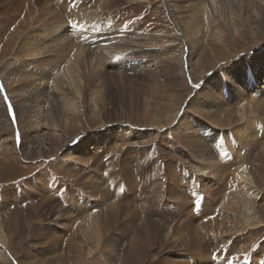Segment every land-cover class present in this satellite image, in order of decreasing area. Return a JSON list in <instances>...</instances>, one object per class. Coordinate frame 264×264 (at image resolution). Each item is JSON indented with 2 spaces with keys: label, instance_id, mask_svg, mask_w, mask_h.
Listing matches in <instances>:
<instances>
[{
  "label": "bare ground",
  "instance_id": "bare-ground-1",
  "mask_svg": "<svg viewBox=\"0 0 264 264\" xmlns=\"http://www.w3.org/2000/svg\"><path fill=\"white\" fill-rule=\"evenodd\" d=\"M39 1L29 0L26 3L10 0L16 9L11 18L22 21L16 24L17 29L15 28L14 32L17 34L22 32V24L28 26L37 24L39 30L35 36L36 38L38 36L39 41L34 46L27 43L25 46L13 47L12 40L15 36L14 33H10L8 37L5 36V46H0L2 67L0 89L6 91V103L12 109V111L6 109L3 92L0 91V165L13 167L15 162L25 159L29 153L32 154L33 159L38 160L53 158L57 152H61L62 159L56 168L59 178L53 173L40 174L31 181L33 185L44 183L43 187H39L37 194L26 189L19 193L18 197L13 196V199L19 203L30 199L33 203L30 204L33 206L30 212L38 218H41L38 207L40 203L47 202L46 200H54L47 213L53 214L58 222L68 220L65 216L71 215L68 220L71 222V227L68 230L70 233L66 237L67 240L60 237H49L50 239L44 240L51 242L50 250L53 253L56 251L54 256L59 259L62 255L60 249L62 244L68 242L66 247L72 253L74 264H109L112 260L111 255H115L118 251L119 239L117 234L108 237V231L119 223L122 226H125L124 223L135 224L138 216L134 212L146 219L147 231L153 232L152 212L156 209V197L153 195L158 187H152L154 190L152 192L149 190L150 193L138 202L137 198L131 201L133 195L125 191V187H130L133 182L122 180L120 176L115 181L117 175L115 172L103 179V183H107L108 187L103 195H99L100 187L94 186L93 181L95 171L92 166L100 164V154L105 155L108 152L98 151L101 146H105L108 136L114 143L113 148H110L114 151L116 144L117 148L121 149L131 138H142L146 132L143 126L157 127L165 131L173 125V131L182 139L181 148L176 146V143H167L168 145L163 148L175 154H180L178 151L181 150L190 163L189 172L181 171L174 181L176 186L182 187V192L177 193L174 199L176 201L167 204L168 219H161L163 229L155 231L162 237L168 233L169 237H165L168 245L184 247L181 252H177L178 259L174 258L167 264L175 262L189 264L186 256L180 257V254H184L183 251L188 249L184 244L189 242L190 238L185 230L193 222L191 217L181 218L179 213L182 209L194 207L192 216L206 219L203 220L205 224L198 226L202 238L195 244V251L209 245L213 247L212 249H220V244L233 243V239L243 231L241 227L247 231L251 228L260 230L264 227V46L259 52L258 50L254 52L255 54L242 56L233 66L218 69L208 77L204 74L201 77L203 83L198 82L193 73V68L197 64L201 68L205 65L206 71L207 66L211 65L208 51L202 44L208 25L215 23L217 18L221 17L234 36L239 30H248V28L251 34L255 35L259 32L260 23L264 22V0L259 4V10H255L259 19L253 16L243 19L237 17L232 19L231 23L229 15L234 13L235 9L241 14V9L238 7L242 5L243 0H164L177 14L179 26L173 25V27L181 38L179 43L183 48L180 51L171 50L170 45L161 46L160 41L168 38L169 33L163 29H156L153 22L141 26L134 21L129 25L119 19L115 20L117 17L106 23L98 21L100 15L110 14L112 9L118 6L117 2L114 5L111 0H104L101 3L96 1L98 4H91L92 2L88 4L83 0L82 9H79L74 0H71L73 4L70 0H48L38 9ZM126 1L144 3L155 0ZM89 7L90 9H87ZM21 13L24 16H21ZM8 25L10 23L7 20L5 34ZM152 47L157 49L151 50ZM144 49L149 52L144 53ZM17 51H22L21 56L25 54L24 57L15 56ZM72 54L76 57L73 58ZM115 57L118 60H114ZM17 58L21 63L19 69L15 70L12 67L18 63ZM67 61L70 75H67L68 82L62 89L53 87V90H50V86L42 81L31 79V76L37 75L35 74L37 71L38 74L41 73L39 76L42 80L44 72L49 73L54 67L67 65ZM97 62L100 64H95ZM179 63H182V66ZM185 73L194 81L196 91L184 108L186 99L180 95L179 81ZM133 76L139 77L140 83H131L126 79ZM105 77H109L115 88L126 89L123 91L124 97L110 94L116 103L115 120L107 125L113 128L111 135L110 132L97 130L83 138L80 136L79 140L78 137L71 140L68 146L78 141L70 148L61 146L66 129L62 130L61 125L57 123L45 129L51 131L48 142L45 138L41 139L37 132L43 123L31 111L32 95L35 96L39 108H45L44 101H38L41 93L45 97L49 94L55 98L62 96L65 104L60 110L67 114L71 122L76 124L75 126H79V117L82 113L71 111V103L74 108L78 107L73 99L77 94L71 93L83 94L81 98L87 101L86 107L84 105L87 117L98 116L106 119L108 118L105 114L106 97L104 92L101 94V87L97 89V97L93 98L97 84ZM56 91L60 94H55ZM49 117L48 123L53 121L51 118H57L52 114ZM137 120L142 121L144 125H136L135 130L126 127L129 124H139ZM14 125L21 127L20 130L25 133L23 137L16 131ZM12 129L14 135L10 136ZM78 130L75 129L76 132H79ZM117 139L119 142L115 143ZM216 151L217 155H215ZM145 155L147 154H143V157ZM216 157H219L222 166L227 164L230 170H213L217 168L214 162ZM138 161V156L134 157V163ZM140 169L144 172L149 167L145 165ZM150 171L153 174H149L151 175L149 179L155 184L159 172L163 173L159 176L166 174L167 165L163 161H153ZM139 177H143V174ZM77 181L87 184L85 191L88 196L82 190L64 184L66 182L73 186ZM148 185L149 181L146 180L138 192ZM224 186H229L228 195L219 190ZM167 191L166 188L161 192L162 201L166 200ZM68 197L73 198L74 203L80 204L74 213L69 212L71 209ZM93 198L98 199L93 200ZM8 199L9 197L5 198ZM130 202H135V206ZM63 208L64 214L61 213ZM130 212L132 215H129ZM20 214L22 213L15 209L9 213V217L19 218ZM1 232L0 219V234ZM256 232L252 231L250 235L244 236L241 249L236 250L233 247L234 251L237 254L246 253L251 244L250 237L257 236ZM117 233L125 240V245L130 247L129 263L137 264V258L142 259L141 256L144 255L139 232L132 233L120 229ZM225 235L229 236L219 238ZM153 239L158 237L154 234ZM217 251L221 252L224 259H230L231 250L228 245L222 246V249ZM94 252L96 254L93 258L87 261L84 256H91ZM263 254V249L253 254L254 264L264 262ZM0 255H3L1 251ZM201 258L203 259H199L197 264H223L211 260L210 256ZM259 258L262 259L259 261ZM121 259L123 260L121 255L117 257V260ZM240 259L243 260L244 257Z\"/></svg>",
  "mask_w": 264,
  "mask_h": 264
},
{
  "label": "rangeland",
  "instance_id": "rangeland-1",
  "mask_svg": "<svg viewBox=\"0 0 264 264\" xmlns=\"http://www.w3.org/2000/svg\"><path fill=\"white\" fill-rule=\"evenodd\" d=\"M25 1L26 3L29 2V0H17V2ZM46 1L48 0H40L39 4L37 5V8L40 9L43 5H45ZM71 1V0H70ZM76 1L75 4L79 9L81 8V5L83 4V0H74ZM82 1V2H81ZM89 1V2H88ZM103 2L104 0H84L86 3L95 4ZM100 1V2H99ZM112 3L115 5V3H118V8L115 7L112 9V11L109 13L102 14L98 17V21H101V23H106L108 20L115 19V20H121L125 23L132 25L134 21H136L141 26H146L145 24H150V22H153L156 27V29L161 30L169 33V37L166 38L164 41L161 42V46H169L171 50L176 49L177 51H180L183 46L180 40V36L177 33L176 30H174V26H179L177 14L175 10L164 0H155L150 2H137V3H131L126 0H111ZM180 2V1H179ZM263 2L262 0H243L241 3L242 5L238 7V9H241L240 12L235 9L234 13H231L229 15V21L231 23V20L234 18L242 17L243 18H250L253 16L254 18H258V12L255 11L256 9L259 10V4ZM72 3V1H71ZM97 3V4H98ZM73 4V3H72ZM71 4V5H72ZM5 5H7L5 7ZM17 6V3H16ZM54 9V8H53ZM87 9H90L87 8ZM14 3L10 2V0H0V46H5V36L8 37L10 33H14V40H12V46H25V44L29 43V45L34 46L36 45V42L39 41V38L35 36L36 32H38L39 28L36 27L37 24H34V26H28L23 25V30L19 34L15 33L14 30L16 27V24L21 22V20H13L11 16H14ZM55 10V9H54ZM57 11V10H56ZM58 12V11H57ZM74 13V12H73ZM20 15V14H19ZM110 15V16H109ZM21 16H24L23 13H21ZM112 16V17H111ZM102 17V18H101ZM110 17V18H109ZM109 18V19H108ZM95 19V18H94ZM100 19V20H99ZM8 20V28L6 29L5 34V21ZM18 21V22H17ZM223 21V23H222ZM175 23V24H174ZM28 29V30H25ZM231 29H229L225 23L224 19L221 17L217 18V21L215 23H210L207 27L206 32L204 33V39L202 44L205 46L206 50L208 51L207 54L209 56V61L211 62L210 66L208 67V70L206 71L205 65H203L201 68L198 64L193 69L194 76L196 80L201 83L204 82V80L201 79L204 74L208 76L213 75L214 71H217L218 69H225L226 67H229L230 65L233 66L234 64H237L238 61L241 59L242 56H245L247 54L252 55L254 52L263 49L264 46V22L260 23L259 26V32H257L255 35L251 34V30L247 29H241L238 31V34L234 36L233 33H231ZM122 36V35H121ZM218 36V37H217ZM100 41V40H99ZM174 44V45H171ZM107 47V46H105ZM157 49L155 47H152L151 50ZM144 53H148L149 50L144 49ZM15 56L17 55L18 58L24 57L25 54L22 55V51L15 52ZM252 53V54H251ZM254 53V54H255ZM11 55V53H10ZM66 56V55H64ZM73 58L76 56L73 55ZM118 57V56H117ZM115 57L114 60H118V58ZM12 58V57H11ZM16 59L17 62L19 59ZM23 60L25 58H22ZM6 61V60H5ZM11 61V59H10ZM99 61V60H97ZM20 62H18L15 66L12 68L15 70H18L20 65ZM1 64V63H0ZM100 64V63H95ZM180 66H182V63H179ZM69 62L67 61V65H60L59 67H54L49 73L44 72L42 74V80L39 76L40 74L35 71V76H31V79H34V81H42L43 83L50 86V90H53V87L62 89L66 86L68 82L67 75H70V71L68 69ZM2 67L0 66V71ZM206 71V72H205ZM1 73V72H0ZM32 73V71H31ZM103 75V74H102ZM109 75V74H108ZM67 77V78H66ZM100 77V76H98ZM127 80H130L131 83H140L139 77H128ZM180 95H182V98H185V102L183 104V107L185 108L187 106V103H189L188 100H190L193 95L195 94L196 88L193 85L194 81L190 79V77L185 73L182 75L180 79ZM98 87H101V94H105L106 102H105V114L108 116L106 119L99 118L98 116H91L87 117V114H85V108L87 101L83 100V94L80 92H72L71 94L76 95L73 97V99L77 102V108H74L71 103L72 112L78 111V113H82L80 118V124L79 126H75L73 122H71V119L68 118L66 113H63L60 108L63 107L65 104L63 101V97L60 96V98H55L51 94L45 95L41 93V97L38 101H44L45 108H39L38 102H36V98L34 95H32V104L33 108L31 111L33 114H35L36 117L40 118V121L43 123V126L41 128H38V134L41 136V139L45 138V141L48 142V138L50 137V130L46 131L45 129L48 128L50 125H54L59 123L61 125L62 130H65L64 133V141L61 146H68L69 142L71 140H74L78 137V140L86 135H89L91 133H94L97 130H102L104 132H110L113 131V128L107 127L111 123V121L115 120V114H116V103L115 99L111 95H121L124 97L125 92H123L126 89H122V87L115 88L116 86H112L111 81L109 80V77H105L102 80L99 81V84H97V88L94 90L95 96L94 99L97 97ZM0 91H2L0 89ZM2 97L4 99V104L6 106V109H12L10 108L9 104L6 103V91H2ZM93 92V93H94ZM99 92V93H100ZM55 94H60L58 91L55 92ZM62 94V92H61ZM78 94L80 96H78ZM111 94V95H110ZM81 98V100L79 99ZM183 100V99H182ZM52 107V109H51ZM51 109V110H50ZM183 109V108H182ZM6 111V110H5ZM55 111H58L59 113L56 114ZM53 115L57 118H51L53 121L51 123H48L49 116ZM5 120V119H4ZM79 120V119H78ZM138 121V120H137ZM139 124H129L126 127L130 130H135L136 125L143 126L144 123L142 121H138ZM137 122V123H138ZM73 125V126H72ZM15 126V125H14ZM71 126V127H70ZM173 125L166 128L165 131L161 128L152 127V128H143L146 130V132L141 137L138 138H131L127 144H123V147L121 149L116 148L113 151L110 149L113 148V142L110 139H107L105 141V146H101L99 148V153H104L105 150L108 152L105 155L100 154V160L101 163L97 166H94L93 164V170L95 171V177H94V186L100 187L99 195H103L107 191V183H103V179L108 174H111L112 172L117 173L115 175V181L117 179L126 180L127 182H133L130 187H125L126 193L132 194L133 197L131 199L134 200L137 198V201H141L142 197H145L149 192V190L152 192L154 189L152 187H158L157 191H154L153 195L155 198V204L156 209H153V215H152V223L154 226L153 232L149 233L150 231H147L146 227H148V223L146 222V219L140 215H137V212H134V214L137 217V221L135 224L131 223H124L125 226L121 223L114 226V228L110 229L108 231V237L112 235H118L119 239V246L117 247L118 251L116 254L111 255V261L109 264H130L129 263V257H131L130 253V247L125 245V240L122 239L121 235L117 232L122 229L124 231H131L132 233H135L138 231V236L140 243L142 245V250H144V255L141 256L142 259H138L137 264H167L172 259L178 255L177 252H181V250L184 247H180L174 244L168 245V241L166 238H168V233L166 234V238L161 235H159L158 232H155L157 230L163 229L161 227V219L165 218L168 219V208H166L167 204L170 202L176 201L174 200L177 196V193L182 192V187H178L174 184V181L176 177L181 174V171H187L190 169V163L187 161L186 157L183 156L181 153V150L178 152L180 154L172 153L171 151H168L166 148L164 149L165 145H168L169 143H176V146L181 148L182 139L177 135L175 131H173L172 128ZM230 127H234L235 125H229ZM69 127V128H68ZM72 128V130H70ZM79 129V132H76L75 129ZM11 131V128H9ZM15 129L17 132H19L20 136L23 137L25 133H23L17 126H15ZM14 129H12V133L10 136L14 135ZM46 133V134H44ZM81 136V137H80ZM7 137V136H6ZM80 137V138H79ZM77 140V141H78ZM76 141V142H77ZM76 142H72L68 147L72 148L76 145ZM119 142V139L115 141V143ZM168 143V144H167ZM69 148V149H70ZM220 149V148H218ZM250 149V147H248ZM171 150V148H170ZM143 154L145 157H143ZM218 152L216 151L217 155ZM61 152H57L55 156L49 159H38L35 160L32 157V154H27L26 158L23 160H18V162H15L14 166L12 167H2L0 165V213L2 216L1 219V226H2V232L0 234V251L3 253V255H0V264H74V260L72 259V253L68 251V247L66 245L68 242L63 243L61 246L62 255L59 259H57L54 255V252L50 249V243L46 242L44 240L50 239L49 237H60L64 240H67L68 230H70L71 222L68 220L70 219V216H65L68 218L66 221H59L58 219H55V216L49 215L47 212L50 209V206H52L51 203H53L52 200H46L47 202L40 203L38 209L40 210L39 214L41 218H38L35 216V214H32L30 210L32 209L33 204L30 199L25 200L22 203H19L17 200L13 199V196L18 197V194L22 191H26V189H30L32 193H36L39 190V187H43V184H35L33 185L31 183L32 180L39 177L40 174L46 175L53 173L58 176V171H56V168L60 165L61 161ZM138 156V162L134 163V157ZM219 158V157H218ZM217 157L214 159L215 165L217 168H212L213 170L216 169H222V170H230L229 167L226 165L222 166V162L219 161ZM159 160L160 162L163 161L165 165H167V171L165 172L163 176L157 175V182L155 184L149 179L151 175L153 174L150 171V165L153 161ZM1 162V161H0ZM12 163V162H11ZM10 163V164H11ZM107 164H111L110 166ZM149 167V169H145L144 172H141V167L145 166ZM184 166L185 168H183ZM224 167V168H223ZM51 171V172H50ZM184 172V173H185ZM140 174H143V177H139ZM210 174V172L208 173ZM139 177V178H138ZM154 178V177H153ZM62 179V178H61ZM61 179H58L59 182H62ZM149 181V185L147 188H143L141 192H138L140 186L145 183V181ZM210 180V179H209ZM64 184L67 187L82 190L85 195L87 194L85 191V187L87 184L81 183L79 181L75 182L73 186L69 185L68 183L64 182ZM100 185V186H99ZM168 189L166 200H161L160 197H162L163 189ZM20 191V192H17ZM219 190L226 195L230 193L229 186H224L219 188ZM159 193V194H158ZM221 194V193H220ZM218 194V196H220ZM88 196V195H86ZM85 196V197H86ZM6 197H9L8 200H5ZM54 197V196H53ZM32 199V196H31ZM98 198H93V200H97ZM20 200V199H18ZM71 200V201H70ZM72 200L73 198L68 197V204L69 208L71 209L69 212L74 213L76 209H78V205H80L78 202L74 203ZM260 201V200H258ZM257 202V201H256ZM29 203V204H28ZM132 203V202H130ZM135 203V202H134ZM132 203L134 206L135 204ZM260 204V202H257ZM74 204V205H73ZM77 204V205H76ZM27 205H30V207H27L23 210L24 207ZM65 205V204H64ZM63 205V206H64ZM127 204H124L126 206ZM73 208V209H72ZM18 209L20 214L19 218H10L9 213L13 210ZM194 207L192 208H186L182 209L179 215L181 218L185 217L192 218L191 221L193 222L191 226H189L188 229H186V235L190 238L189 242H186V245L188 249H186L184 254H180L181 256H186V260L189 264H197V261L199 259H203L201 257H208L210 256L211 260L223 262V264H254L253 254L255 252H259L261 249L264 251V227H261L260 230L257 228L254 230V228L249 229L247 231L245 228L241 227L243 230L240 232V235L235 237L233 239V243L231 244H220V249H212L211 245L204 246L202 250L195 251L194 247L195 244L202 238V236L199 234L198 226L205 224L203 220L198 216H192ZM56 210V209H55ZM136 211V210H135ZM54 213V212H53ZM62 214H64V208L61 211ZM163 214V215H161ZM129 215H132V212L129 213ZM73 219V218H72ZM74 221V220H72ZM124 222V221H121ZM121 225V226H120ZM129 226V227H128ZM256 226V225H255ZM252 226V227H255ZM112 230V231H111ZM257 231V236L250 237V247L247 249L246 253H236L233 249V247L236 248V250L241 249L242 243H244V240L242 238L244 236L250 235L251 232ZM167 232V231H166ZM152 233L155 234V236L158 237V239H153ZM107 236L105 238H107ZM120 236V238H119ZM229 235L225 236H219V238L222 237H228ZM125 237V236H124ZM59 238V239H60ZM228 245L231 254L229 255L230 259H224V256L221 255L220 251L222 246ZM92 247V245H89ZM116 249V250H117ZM252 249V250H251ZM250 252H249V251ZM32 255L33 257L27 255ZM138 255H141L140 252H137ZM96 254L94 252L91 256H84L86 260L93 258V256ZM242 254V255H241ZM121 255L123 260H117V257ZM247 255V256H246ZM264 255V254H263ZM8 256V257H7ZM29 256V257H25ZM116 256V258H115ZM258 256V255H257ZM256 256V257H257ZM244 257V259H240ZM262 258H259L260 261ZM174 264H180V263H174ZM261 264H264V262H261Z\"/></svg>",
  "mask_w": 264,
  "mask_h": 264
}]
</instances>
